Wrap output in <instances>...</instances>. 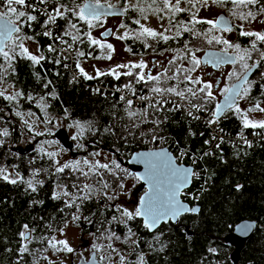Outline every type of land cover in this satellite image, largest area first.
Here are the masks:
<instances>
[{
    "label": "trees",
    "instance_id": "1",
    "mask_svg": "<svg viewBox=\"0 0 264 264\" xmlns=\"http://www.w3.org/2000/svg\"><path fill=\"white\" fill-rule=\"evenodd\" d=\"M63 2L67 4L70 0H63ZM83 2L85 0H76L77 4ZM118 4L123 5L124 0H119ZM40 6L44 7V5ZM47 7L50 9L51 4ZM40 20L42 22V17ZM232 22L235 24L234 20ZM58 24L57 33L65 26L63 20H59ZM123 24L132 27L128 23V12L124 15ZM78 26L81 27L82 32L86 31L85 25ZM207 28L208 25H200V29ZM24 32L35 37L33 41L42 50L46 59L35 66L31 61L19 56L13 62L15 72L10 75L12 77L10 81L23 94L31 95L33 100L27 102L26 97L19 98L18 103H12V108H9L6 106L7 101L0 97V117H2L0 129L7 128L10 133L8 137H0V140L4 141L3 145H0V166L14 170L15 174L18 172L25 181L33 180L37 191H31L24 182L11 184L0 179V264H48L43 258L44 249L48 247L47 241L40 238L51 237L58 232L55 229L64 228L65 221L67 224L72 221L71 213L75 210V208L64 207L63 199L66 198L52 199L53 192L61 191L57 188V184H60L67 185V189L75 193L76 190L72 186L78 184L79 180L75 174L66 172L70 170L55 173L54 159L46 154L35 151L19 154L11 151L12 148L17 147L15 145L19 144L21 139L27 137V131L20 129V125L24 123L16 116L17 111H30L39 114L42 118L46 114H53L64 117L68 123L79 121L85 124L86 142H88L85 146L92 148L103 146L106 148L105 151L114 150L113 157H116V160L121 158L125 165L121 167L126 169V160L133 153L149 149L150 137L142 139L139 135L140 129L148 132L153 127L150 121L141 123L139 116L129 119L126 107L118 100L117 94L107 93L105 95L102 90V94H91L90 87L83 85L85 83L93 86L94 83L101 82L107 86L122 88V85L131 83L133 90L138 94L148 91L143 83H136L134 77L125 75H121L119 79L113 75H100L93 79H85L81 75V81H72L69 70L64 67L66 64L64 59H61L60 64L52 62L53 57L58 56V53L47 51L48 43L42 35L43 30L40 25L34 22L33 27H26ZM232 32L235 33L233 43H239L242 47H250V40L253 38L240 36L238 29ZM37 33L41 34L37 35ZM215 34L221 35V33ZM77 45L86 53L94 52L93 47L89 48L85 43ZM258 46L264 47V45ZM221 47L217 46L215 49ZM253 54L255 58L256 53ZM74 69L79 71L76 68V62ZM251 80H256L258 83L264 82L260 78H251ZM49 81L51 83L48 88H45L44 84ZM126 90L132 92V90ZM256 92L258 96L264 97L258 85L254 86L251 93L255 96ZM42 96L47 104L46 108L30 105V103L35 104L36 99L41 102ZM141 110L144 109L131 111ZM156 116L162 120L165 116L168 117L161 125L162 130L159 131L160 135L167 138L163 145L164 148L172 150L185 148L196 155L206 151L203 142L207 133L201 123L186 118L180 111L155 113L152 119ZM88 122H92L93 130L91 131L88 130ZM134 122L140 124V129L132 127ZM221 123L226 132L231 134H249L253 131L264 130L243 128L241 120L233 113L222 118ZM105 128H110L111 131L105 132ZM189 129L195 135H189ZM200 133L204 135L201 136ZM32 153L34 156L30 157ZM212 153V155L204 156L196 164L194 169L199 173V178L192 179V187L186 192L188 193L186 198L182 196V200L191 207L195 205L200 207L197 214L183 215L177 224H164L154 233H149L138 218L129 221V226L136 233L133 237H136L139 243V248L132 250L129 257L132 264H137L138 255L144 256L145 264H232L231 249L223 243L222 239L232 231L235 224L243 220L255 221L256 230L245 244L238 264H264V145L256 143L251 148H244L238 144L227 145L223 141L220 149L215 148ZM187 160L189 159H186L184 165L189 164ZM199 169L202 170L199 171ZM37 170L38 175L33 176L32 173ZM15 174L12 175L15 176ZM41 180L43 181L42 186L36 184V181ZM96 181L97 187L102 186L104 181L112 185L117 182L107 171H101ZM237 185L241 186L239 190H237ZM201 190L203 192L199 201L195 203L189 198L190 194L196 196ZM102 200L96 207L86 201L83 202L80 214L94 221L92 224L85 220L84 224L76 222L83 232L101 235L103 230L109 227L108 224L101 222L105 218H110L113 211L105 210V206L110 202L105 200L106 203L104 199ZM41 201L43 203H40ZM61 208H64L63 212L60 211ZM25 224L36 231L32 233V242L28 244L30 252L24 253L21 257L19 248L25 241L19 233L24 230ZM48 225H51V228ZM112 229L121 238H124L128 231L123 224H113ZM187 229L193 233L191 236H187ZM161 232L164 233L161 241L166 245L163 251H160L161 245L153 240V237ZM149 244L153 247L149 248ZM124 247H129L125 240ZM210 249H216V252L213 253Z\"/></svg>",
    "mask_w": 264,
    "mask_h": 264
},
{
    "label": "snow or ice",
    "instance_id": "2",
    "mask_svg": "<svg viewBox=\"0 0 264 264\" xmlns=\"http://www.w3.org/2000/svg\"><path fill=\"white\" fill-rule=\"evenodd\" d=\"M211 2L217 5H233L236 10L229 9V12L242 23L239 25L230 24L229 20L224 16H219L214 19L199 17L198 13L200 9L207 7L209 0H160L162 7H156L153 11L156 13L166 11L169 14L168 24L170 25L169 28H164L161 32L145 27L140 24V20L138 19L134 22L140 25L141 29L137 38L146 36L153 40L168 42L169 40H178L184 33H191L193 38L202 39L208 45H221L222 47L219 52L206 51L204 57H199L197 53L201 51V48L194 45L190 46L189 42L185 40L182 49L177 50L178 53L182 52L183 54L174 55L169 59L167 62L169 67L161 65L163 70L156 75H153L150 71H144L147 68V64L143 60L117 65L106 73L97 70V76L113 75L117 79L121 75L133 76L136 83H143L147 86L148 92L152 95H139L137 97L142 101L148 102L144 110L138 112L131 111L133 100L127 99L123 95L120 96V100L124 101L127 105L125 110L129 119H134L139 116L141 123L150 121L153 125L148 132H145L143 129H140V124L135 122L132 124L133 128L140 129L139 135L142 139H148L150 137V142L152 143H156L157 141L160 143L165 142V137L160 135L159 131L162 130L161 125L168 117L165 116L162 120L159 116H156L155 119H152L155 113L165 111H183L186 113V117L192 120H200L202 116L198 114L206 113L208 114L206 124L212 128L213 132L219 131L223 133V128L217 129L213 126L217 125L222 118H226L228 112H232L241 120L243 128L264 129V119H252L248 115V113L253 112L264 113V107L261 106L262 102L256 99L255 102H250L247 109H242L239 104L240 100L249 99L253 87L257 85L261 90V95L264 96V82L258 83L256 80L249 79L254 71L259 70L260 80L264 81V47L258 46L264 45V31H253L245 29L244 27V23H252L253 21L264 24V19L258 20V15L264 16V0H211ZM152 3L156 4L157 0H152ZM49 4H51L50 9L47 7ZM40 5H44L45 7L41 8ZM182 5H187V7ZM114 7L115 5L102 4L100 0H94V2L92 0H85L81 4H77L76 0H70V3L67 4L63 0H0V57L3 58L4 62L0 64V83L5 82L9 75L14 74L13 62L18 56L31 61L33 66L39 65L42 60L46 59L41 49H37L41 54L39 56L35 55L29 51L24 43L25 40L35 39L34 36L27 35L24 32L26 27H33L34 22L38 23L43 29L42 35L52 40V43L47 45V51L59 54L53 57V63L60 64L61 58H68L66 54L74 53L77 57L76 68L79 69L80 74L85 79H93L94 77L89 76L81 68L79 60L80 57L90 56L91 53L80 50L76 45L84 44L86 39L89 46L97 45L101 49L106 48L112 50L113 46L111 44L102 43L100 39L92 36L90 30L94 27L102 26L101 17L108 14L105 12V9H112ZM132 7L135 8V5H132ZM252 8H255L256 11H252ZM242 9L249 10L243 11ZM125 11H127V7H125ZM140 11L143 13L144 9L141 8ZM181 13H190L187 21L175 19ZM41 16L44 17L42 22L40 20ZM144 18L146 19L147 17ZM159 18L163 21L165 17L160 15ZM59 20H63L65 26L59 33H54V29L59 27ZM80 24L87 25L88 31L82 32L81 27L78 26ZM196 25H208V28L197 30ZM121 27H124V25L122 24ZM172 28L175 29V34L173 36L167 35L166 33L171 31ZM237 29L239 30L240 36L253 38L250 40V47H242L239 43H233L223 35V33L232 32ZM108 31L110 32L111 30ZM215 33H221V35H216ZM13 34H16L15 38H13ZM40 34L37 33V35ZM106 34L101 33V36H105ZM127 35L128 33H125L117 38L124 39ZM66 37L68 39H65ZM9 41L11 42V46H9ZM58 45H63V47H58ZM145 47H151V45L146 43ZM165 51H170V49H165ZM253 53H256L255 58L253 57ZM105 58L111 59V54ZM180 61H186L187 66L180 63ZM209 62L215 68H219L222 64L232 65V69L227 72L225 77L227 83L224 87H219V79L213 82L211 80H204L200 75H193L197 69L201 68L202 64H208ZM64 67H68V65L65 64ZM119 68H125L127 71L121 73L117 71ZM132 69H138L139 71L134 73ZM170 81L174 83H169ZM50 83L51 81L45 83L44 87L48 88ZM123 87L132 90L133 96H137L131 83H127ZM119 90L117 89V91ZM217 92L223 96L224 99L222 101H218ZM22 96L23 94L20 91L6 94V89H0V97H3L4 100L9 102L15 101L18 97ZM26 99L31 101L33 97L28 95ZM40 99L43 100L44 97L42 96ZM168 105L170 107H166ZM44 107L46 108L47 104ZM15 114L22 118L21 112L17 111ZM23 123L30 132L33 131V126L27 120H23ZM69 127H76L78 129V134L72 137L74 140L85 129V125L79 121L70 124ZM87 127L89 131L93 130L92 122H88ZM104 131L110 132L111 129L105 128ZM130 134L135 135L131 132ZM9 135L10 133L7 128L0 129V137H8ZM35 135H42V133L36 132ZM189 135H195V133L189 129ZM200 135L203 136L204 133H200ZM216 139L217 137L213 135L209 139L204 140L203 143L210 146L212 141ZM241 139H244L242 135ZM219 140L220 143H223L222 135L219 137ZM244 142L246 144L249 143L247 140H244ZM3 143L4 141L0 140V145H3ZM220 143L215 145L217 149H220ZM46 154L49 158H54L57 155L55 152H48ZM99 154V152L93 153L94 156H98ZM212 154V151L209 149L201 153V158ZM189 155V150L179 148V156L174 157L167 149L162 147L136 153L132 157L131 162L145 166V172L142 175L122 168L121 164L115 159L111 160L110 163H100L98 160L90 162L84 159L82 163L88 167V171H83L80 168L81 161L64 162L63 164L59 161H54V163L55 173H64L66 169H71L80 172L85 177L90 173L96 174L97 170L103 169L115 178L118 182L116 186L121 190L125 188L124 180L127 178H132L136 182H143L147 185V190L144 195L139 197L134 209L130 210L119 203H110L105 206V210H112L113 215L110 218H105L101 222L102 224L106 223L109 225L108 228L103 230L101 235L105 236L109 241L120 240L121 236L112 229V225L123 224L128 229L124 236V240L127 241L132 240V237L136 235L129 226V221L141 218L143 227L151 232L161 223H168L169 221L175 222L181 213L199 211L196 207L190 208L186 206L179 199L182 190L189 185L191 180L193 178H199V173L194 168L186 167L183 163L177 162L178 159L182 160L183 157ZM191 156L193 158L192 163L195 164L196 154L191 153ZM32 175H38V170L34 171ZM0 179L11 184L24 182L31 191H37L33 180L29 179L25 181L18 172L13 176L2 166H0ZM36 184L42 186L43 181H36ZM72 187L76 190L75 193L69 191L67 185L57 184V188H60L61 191H54L52 199L58 200L66 198L63 199L64 207L75 208V212L71 214V220L73 222H78L82 219L89 224L94 222L88 216H82L80 214L83 202L93 199L94 194L97 198L102 196L106 201H115L118 198L115 187L107 181L103 182L102 191L94 189L89 184H83L82 186L73 184ZM240 187V185H237V190ZM110 188L112 189L111 192L108 191ZM40 203L43 202L41 201ZM60 211L63 212L64 208H61ZM67 226V221H65V227ZM48 227L51 228V225H48ZM252 227L253 225L245 223L240 226L239 230L241 233H247ZM23 228L24 230L19 233V236L26 242L19 248L21 257L24 253L30 252L28 244L32 242V233L36 231L34 228L30 229L27 224ZM55 231H59L62 236L64 235L63 228L55 229ZM92 235L95 236L96 234L92 233ZM163 235L164 233L161 232L153 237V240L161 245L160 251H163V248L166 246L161 241V236ZM40 239L47 241L48 247L44 251L48 249H52L54 252L64 251L67 253H73L75 251L66 239H57L55 236H45ZM132 244L134 251L136 248H139L138 240H132ZM102 247L96 243L91 245V249L94 252L101 251ZM152 247L153 245L149 244V248ZM107 248L119 256V264H125L126 257L114 248L111 243L107 245ZM210 251L215 253L216 249H210ZM43 258L45 260L49 259L47 256ZM105 259L106 257L104 256L100 257L101 262ZM107 259H111V256L107 257ZM49 264H52V262L49 261ZM137 264H145L143 255H138Z\"/></svg>",
    "mask_w": 264,
    "mask_h": 264
},
{
    "label": "rangeland",
    "instance_id": "3",
    "mask_svg": "<svg viewBox=\"0 0 264 264\" xmlns=\"http://www.w3.org/2000/svg\"><path fill=\"white\" fill-rule=\"evenodd\" d=\"M92 1L94 2V0H92ZM100 2L102 4L117 5L119 3V0H100ZM124 5H125V7L129 8V6L131 5V1L130 0H124ZM119 6H122V5H119ZM229 9H234V6L217 5V4H213L209 0L208 6L201 8L198 15H199V17H203V18L214 19V18H217L218 15H220L222 13H226L232 20L235 21L236 25L241 24L242 22L239 19H236L235 17H233L231 15V13L229 12ZM234 10H236V9H234ZM242 10L246 11L248 9H242ZM251 10L254 12L256 11L255 8H252ZM261 19H264V16L258 15V20H261ZM101 23H102V26H97V27H94L90 30L91 34L93 37L100 39L102 43L111 44L113 46V48H112V50H108L106 48L101 49L99 46L93 45L92 47L94 49V52H92L90 56L86 55L85 57H80L81 59L79 58L81 68H83L84 72H86L89 76L96 77L97 76L96 75L97 70L106 73L110 69L115 68L117 65L128 64L129 62H139L140 60H143L144 62L147 61V64L149 65L150 59L152 57H155L157 59V60H155V62L157 64H159L160 67H161V65H163V66L166 65V67H169V65L167 63L169 59H167V62L164 65L165 56L169 57L171 55L169 53V51L164 52V54H162V55H154V53L151 51L150 54H147L146 56H144V53L146 51V47H145V45H141V44L147 43V42H153L154 40L152 38L146 37V36H140L139 38H137L139 32L141 31L140 25L137 28L130 27V26H126L125 24H123L120 19H111V18L103 19V20H101ZM122 24L124 25V27H121ZM140 24L144 25L145 27L152 28V29L156 30L157 32L163 31V27H164L160 22H156L152 17H149L146 20L145 19L140 20ZM85 26H86V31H88L87 25H85ZM244 27H245V29H250L253 31H264V24L259 23L258 21H253L252 23H244ZM106 29H111L112 35H111V37H109L107 39H101L100 34L102 32H104ZM196 29L199 30L200 25H196ZM125 33H128L126 38H124V39H118L117 38L118 36H122ZM166 34L168 35V33H166ZM223 35L228 40H230L231 42L234 40V37H235L234 32H228V33L226 32V33H223ZM187 41L189 42V40H187ZM130 42L138 43L141 46L140 47H134L130 44ZM24 43H25V46L29 49V51L31 53L39 56V51H37L38 46L33 40H25ZM192 43L194 46L201 48V51L197 53V55L199 57H201L203 55L204 51L209 50V49H215L217 46H221V45H208L204 40L195 39V38L192 39ZM85 44H87V46L90 48L86 39H85ZM9 46H11V42H10ZM76 47L79 48L78 45H76ZM109 54H111V59L105 58ZM253 56H254V54H253ZM93 57H99V58H93ZM3 63H4L3 58L0 57V64H3ZM180 63L187 66L186 61H180ZM134 70H136V69H134ZM134 70H132V71L135 73ZM117 71L123 73V72L127 71V69L119 68V69H117ZM210 71L211 70L209 68L204 69L201 66V68L197 69V71L195 73H193V75L194 76L200 75L203 77L204 80L213 81L214 78H216L217 74L213 77L208 76V73H210ZM228 71H229V68L225 69L223 71L222 76L227 75ZM258 71L259 70H256L255 72H253L249 78H260V74ZM10 79L11 78H7V80L5 82L0 83V89H6V94H11L15 91H18L14 87V85H13L14 83L11 82ZM83 81L86 82V80H84V79H83ZM110 86L111 85L107 86L101 82L100 83H94L93 87L89 88V90H90L91 94L98 95V94H102L100 88L110 87ZM123 86L124 85H122V88H123ZM142 93H144V92L138 93L137 95L142 94ZM145 93H149V92L147 91ZM131 95H133L132 92H131ZM249 98L251 99V101H249L248 104H245V105L242 104L241 106H243V107L240 106L241 108L247 109L250 105V102H255L256 99H259L262 102L261 106L264 107V99H263L264 97L258 96L257 92H256L255 96L253 94H250ZM18 100H19V97L15 101H12V102H9L6 100L7 101L6 106H9V108H12V103H15V102L18 103ZM27 102H29V100H27ZM35 104L38 105V107L44 109V104H46V103L43 100H41V102H39V100L36 99ZM122 104L127 108V106L125 105L124 102H122ZM140 108L145 109L146 107L142 106ZM131 110H133V109H131ZM134 111H136V110H134ZM19 112L22 113V118L19 117L20 121L23 122V120H27L28 123L33 126V131L30 132L28 130L27 126L24 124L20 125V129L27 131V137H25L24 139H21V142L19 144L15 145V147L16 146L17 147H19V146L20 147H26L27 146L26 151H29L32 148L31 144H33L34 149L31 152L35 151V152L43 153V154H46L48 152H55V153H57V155L53 159H54V161H59L61 164H63L64 162L81 161L80 168L83 171H88V167L82 163V161L84 159H87L90 162H95L98 160L100 163H110L111 160H113V159L116 160V157H113V155L111 153L104 151V150H100L99 147L92 148L90 146H87V147L85 146L86 144H88V142H86V135H85L86 125L85 124H84L85 129H84L83 133L81 135H79L77 139L74 140L72 137L74 135L78 134V129L76 127H69V125L74 124V122L68 123L64 117H59V116H56L53 114H46L42 118L39 114H35L33 112L31 113L30 111H27V112L19 111ZM29 113H31V114H29ZM248 115L252 119H256V120L264 119V113L253 112V113H248ZM95 121H96V119H95ZM56 130H64L67 132L70 140L74 143V151L78 153L76 158L72 159L70 157L69 152L62 149L60 143L53 137V133ZM36 132L42 133V135H35ZM166 139L167 138L165 137V142H166ZM151 144H152V142H150V139H149L148 146H150ZM153 144L155 146H159V147L164 148L163 145L165 143H160L157 141L156 143H153ZM20 149H21L20 151H23L22 148H20ZM41 149H43V151H41ZM96 152H99L100 154L98 156H94L93 153H96ZM33 156H34L33 153L30 154V157H33ZM66 170H70V171H66V172H71L72 174H75L77 178H79L78 185L82 186L83 184H89V185H92L94 187V189H99L101 191L103 190L102 186L97 187L96 179L100 175L101 171H105V170L99 169V170H97L96 174L90 173L87 177L82 176L80 174V172L73 171L71 169H66ZM7 171L10 174H13V173L15 174L14 170L7 169ZM137 183H139V182H136L132 178H127L124 180L125 188L123 190H121L118 186H116L118 184V182H116L113 186L115 187L116 193L118 194V198L115 201H108V202L113 203V204L119 203V204L123 205L124 207L129 208L130 210L134 209L137 204L135 202L133 204L131 202V199H132V196H134L133 191L135 190ZM134 184H135V187H133ZM191 187H192V184H191ZM191 187L182 192L181 198H182V196L185 195V193L187 191H189L191 189ZM108 191L111 192L112 189L110 188V189H108ZM138 198H136V202H138ZM102 199H104L102 196L97 198L94 194L93 199L86 201V203L93 204L94 207H96L101 201H103ZM104 201H105V199H104ZM73 212H75V210L72 211V213ZM79 222L82 224L85 223L83 219L80 220ZM67 225H68L67 227L63 228L64 229V235L63 236L59 233V231L57 233H55L53 236H55L57 239H66L69 242V245L73 249H75V251L73 253H67L64 251L54 252L52 249H48L47 251H44V253H43V257L47 256L49 258L48 260H45L46 263L49 264V261H51L52 264H72V263L78 262L79 259H81V258L88 259L89 255L92 252H94L91 249V245L93 243H96L97 245L103 246L101 248V251L96 252L99 259L101 256L106 257V259L102 261L103 263L119 264V256L116 255V253L111 252V250L107 248V245L109 243H111L114 248H116L121 254H123L126 257L125 264H132V261L130 260L129 257H130L132 250L134 249L133 244H132V240H136V237H132V240H127L129 247L126 248V247H124V238H121L120 240L109 241L103 235L99 234V235L93 236L92 234L83 232L77 226L76 222L69 221ZM81 238L88 240L89 244L86 248H83L81 246V244H82ZM240 247H241V245L238 246V248H240ZM230 249L232 252L233 249L232 248H230ZM109 256H111V259H107V257H109Z\"/></svg>",
    "mask_w": 264,
    "mask_h": 264
},
{
    "label": "water",
    "instance_id": "4",
    "mask_svg": "<svg viewBox=\"0 0 264 264\" xmlns=\"http://www.w3.org/2000/svg\"><path fill=\"white\" fill-rule=\"evenodd\" d=\"M105 12L108 13V14L102 16L101 18H103V17H106V18H116V17H123L124 16V10H123V7L122 6H115L112 9H107L106 8L105 9ZM219 16L226 17L229 20V23L230 24H233V22L229 19L228 15L226 13H222V14L218 15L217 17H219ZM108 30H111V29H106L104 32H102V33H107L105 36H101V34H100V38L101 39H107V38L111 37L112 30L110 32ZM14 35L15 34H13V36ZM206 51L207 52H217V51H209V50H206ZM205 52L203 53V55L201 57H204L205 56ZM202 65L203 66H206V65L212 66V63L209 62L208 64H202ZM222 65L224 66V65H230V64H222ZM223 99L224 98H222L220 101H222ZM53 137L60 143L62 149H64V150H66V151L69 152L70 157L72 159H74V158L77 157L78 153L74 151V143L70 140V138H69V136H68V134H67L66 131H64V130H56L53 133ZM31 146H32V148L29 151H26V147L27 146L26 147H20L19 146V147H16V148H12L11 151H15V152H17L19 154H28V153H30L34 149L33 144H31ZM20 148H22L23 151H20L21 150ZM100 149L105 151L106 148L103 147V146H101ZM165 149H167V151L172 154V152L168 148H165ZM106 151L109 152V153H111V154H115V151L114 150L108 149ZM144 151H148V150H142V151H139V152H144ZM139 152H136V153H139ZM136 153H133L126 160V163L125 164H126L127 169L130 170L131 172L142 175L145 172V166L143 164H137V163H132L131 162L132 161V157ZM117 161L121 165H124V161L121 158H117ZM185 166L186 167H190V166H187V165H185ZM191 184H192V180L189 183V185L182 190V192L184 190L189 189L191 187ZM146 190H147V185L144 184L143 182H139L138 186L133 191V195L136 196L138 193L141 192V195L140 196H142V195H144V193H145ZM179 199L181 200L182 203H184L186 206H188V207L191 208V206L188 203H186V202H184L182 200L181 196L179 197ZM192 207H196L200 211V207L199 206H196L195 205V206H192ZM199 211H197V212H184V213H181V215L177 218V220L175 222L169 221L168 223L177 224L179 222V219H180L181 216L186 215V214H197ZM138 219H140L142 221L141 218H138ZM245 223L251 224V225H253V227L247 233H241V231L239 230L240 229V226L243 225V224H245ZM163 224H167V223H161V224H159L157 226V228L155 230L151 231V232L148 231V230L147 231L149 233H154ZM255 230H256V222L255 221L243 220V221H240L239 223H237L234 226L233 230L230 233L226 234L223 237V239H222L223 240V243L226 246L233 248V251L230 254V260H231L232 264H238L239 259H240V255H241V251L244 248V246L247 243V241L252 237V235H254ZM192 234L193 233L187 229V236H191ZM81 242H82L81 246L83 248H86L88 246V244H89L88 240H85L83 238H81ZM235 244H238L236 249H235ZM239 245H241L240 248H238ZM93 257H94V259H93ZM74 264H101V263H99V261H98V259L96 257V253L95 252H92L89 255L88 259L81 258V259H79L78 262H76Z\"/></svg>",
    "mask_w": 264,
    "mask_h": 264
},
{
    "label": "flooded vegetation",
    "instance_id": "5",
    "mask_svg": "<svg viewBox=\"0 0 264 264\" xmlns=\"http://www.w3.org/2000/svg\"><path fill=\"white\" fill-rule=\"evenodd\" d=\"M130 1H131V5L129 6V8H127V11H125V5L124 4L122 5V7H123V10H124V15H125L126 12H128V23L130 25H132V27H135V28L139 27V25L136 24L134 21L137 20V19L138 20L145 19L144 17H147L146 19H148L149 17H152L156 22H160L164 26L163 30H164V28H169L170 27V25L168 24V15L169 14L166 11L160 12V13H156V12L153 11V9L156 8V7H162V5L160 4V0H157L156 4H153L152 0H130ZM105 5H107V4H105ZM119 5L120 4H117L115 6H119ZM132 5H135V8H133ZM183 6L187 7V5H183ZM141 8L144 9L143 13L140 11ZM160 15H163L165 17L163 21L159 18ZM189 15H190V13H181L175 19L187 21ZM103 19H106V17L101 18V20H103ZM111 19H120L122 21V23H123L124 16L123 17L111 18ZM229 19L231 21H233L230 17H229ZM167 33H168V35L173 36L175 34V29L172 28V30L167 32ZM15 35L13 36V38L15 37ZM192 39H193V36L191 35V33H184L183 36L181 38H179L178 40H169L168 42H164L163 40H154L153 42H147V44L151 45V47H147L146 48L144 56H146L147 54H150L151 51L154 53V55H162V54H164V52H166L165 49H170L169 53L171 55L169 57L165 56V60H164V65H165V63L167 62V59H171L174 55H177L179 53H180V55L183 54L182 52L178 53L177 50L178 49H182L183 43H184L185 40H189L190 46H193ZM8 43L10 44V42H8ZM130 44L132 46H134V47H140L141 45H145L146 43H143V44L140 45V44L135 43V42H130ZM154 49H155V51H154ZM219 50L220 49H209V51H217V52H219ZM155 60H157V59L155 57H152L150 59V64L149 65L147 64V61L145 62L147 64V68L144 69L145 72H149L150 71L153 75H156V73L158 74V73H160L163 70L159 66V64H157L155 62ZM164 67H166V65ZM202 67L204 69L209 68L211 70L210 73H208V76L213 77V76H215L217 74V76H216V78H214L213 82H215V80L219 79L220 80L219 87H221V88L224 87L225 84L227 83V81L225 79L226 75L222 76L223 75V71L225 69H227V68H229V71L232 69V65H224V66L221 65L219 68H214L213 66H209V65H206V66L202 65ZM132 70H134V69H132ZM134 71L138 72L139 70L136 69ZM8 78H12V77H10V75H9ZM249 79L251 80V78H249ZM17 90L20 91L19 89H17ZM214 91H215V89H214ZM216 95H217L218 101H220L223 98V96H221L218 92L216 93ZM27 96L28 95L23 94V96L19 97V98L22 99L23 97H27ZM249 101H251L250 98L246 99V100H240L239 104H240V106L242 104L245 105V104H248ZM30 105L33 106V107L37 106L36 104H33V103H30ZM241 107H243V106H241ZM229 113H232V112H228L227 114H229ZM138 184L139 183H137L136 186ZM140 195H141V192L138 193L137 196H132L131 202L133 204H134V202L137 204L138 202H136V198H138ZM97 258H98V256H97ZM98 261H99V258H98ZM100 263H102V262H100ZM102 264H104V263H102Z\"/></svg>",
    "mask_w": 264,
    "mask_h": 264
},
{
    "label": "built area",
    "instance_id": "6",
    "mask_svg": "<svg viewBox=\"0 0 264 264\" xmlns=\"http://www.w3.org/2000/svg\"><path fill=\"white\" fill-rule=\"evenodd\" d=\"M40 7L43 8L42 6H40ZM41 17H42V20H43L44 17L43 16H41ZM57 29H58V27L54 29V33H57ZM45 39L47 40L48 44L52 43V40H50L48 37H45ZM47 45H46V49H47ZM58 47H63V45H58ZM66 55H67L68 58L64 59V60L66 61V64L68 65V67H65V68H67L69 70V72H70V75H71L70 79L72 81H81L80 72L74 69V64H75V62L77 60V57L75 56L74 53H70V54H66ZM61 59H63V58H61ZM83 85L86 86V87H90V88L93 87V86H88L85 83H83ZM117 89H120V90L117 91ZM100 90H102L105 95H107V93H109L110 95L117 94L118 100L120 102H124V101L120 100V96H122V95L125 96L127 99H132L133 100V105H132L131 109H133V110L141 109L140 107H142V106L146 107V105L148 103L147 101H142V100L138 99L137 97L139 95H152L151 93H145L144 92V93L139 94L137 96H133L125 88H120L118 86L102 87V88H100ZM173 99H175V98L173 97ZM125 105H126V103H125ZM166 107H170V105H168ZM180 112L186 117V113L185 112H183V111H180ZM198 115H201L202 119L193 120V121L199 122L205 127L206 133H207V137H206L205 140L209 139L213 135H215L217 137L216 140L212 141V144L210 146L204 144V146H206V151H208L209 149L212 151L213 149L216 148L215 145L217 143H220L219 137L221 135L223 136V141L226 142L227 145L238 144V145H240L241 147H244V148H251L256 143H261V144L264 145V130L263 131H253V132H251L249 134H246V133L231 134L229 132H226V130L222 127V123H221V120H220V122L217 125L213 126V127L217 128V129L223 128V130H224L223 133H220L219 131L213 132L212 128H210L206 124V119L208 118V114L199 113ZM186 118H188V117H186ZM188 119L192 120L191 118H188ZM241 135L243 136L244 139H241ZM244 140H247L249 143L246 144L244 142ZM249 144H250V146H249ZM221 145H222V143H220V146ZM157 148H159V146H155L153 143L149 146V149H157ZM171 151H172V153L174 154L175 157L179 156V150H175V149L172 150L171 149ZM195 158H196V163L193 164L192 163V159L193 158H192L191 152H190L189 156L183 157L182 160L178 159V162L179 163H184L186 161V159H189V160H187L188 163H189L187 166L195 168L196 164L203 159V158H201V154L200 155H196ZM200 170H202V169H199V171ZM202 192H203V190H201L200 193H197L196 196H194L193 194H190L189 198L196 203L197 201H199V198H200ZM186 194H188V193H185L184 198H186Z\"/></svg>",
    "mask_w": 264,
    "mask_h": 264
},
{
    "label": "bare ground",
    "instance_id": "7",
    "mask_svg": "<svg viewBox=\"0 0 264 264\" xmlns=\"http://www.w3.org/2000/svg\"><path fill=\"white\" fill-rule=\"evenodd\" d=\"M237 245H238V244H235V249L237 248Z\"/></svg>",
    "mask_w": 264,
    "mask_h": 264
},
{
    "label": "crops",
    "instance_id": "8",
    "mask_svg": "<svg viewBox=\"0 0 264 264\" xmlns=\"http://www.w3.org/2000/svg\"><path fill=\"white\" fill-rule=\"evenodd\" d=\"M171 150V149H170Z\"/></svg>",
    "mask_w": 264,
    "mask_h": 264
}]
</instances>
